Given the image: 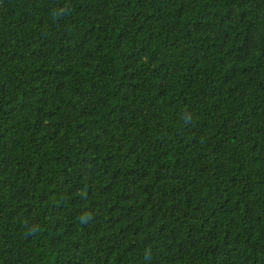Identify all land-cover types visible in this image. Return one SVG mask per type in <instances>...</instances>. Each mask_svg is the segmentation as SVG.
I'll list each match as a JSON object with an SVG mask.
<instances>
[{
    "label": "trees",
    "instance_id": "trees-1",
    "mask_svg": "<svg viewBox=\"0 0 264 264\" xmlns=\"http://www.w3.org/2000/svg\"><path fill=\"white\" fill-rule=\"evenodd\" d=\"M0 264H264V0H0Z\"/></svg>",
    "mask_w": 264,
    "mask_h": 264
}]
</instances>
